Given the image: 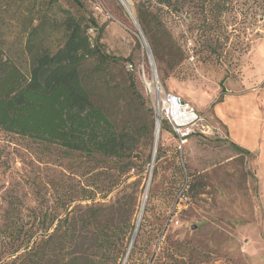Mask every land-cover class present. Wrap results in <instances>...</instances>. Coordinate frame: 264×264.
Instances as JSON below:
<instances>
[{
	"label": "rangeland",
	"instance_id": "rangeland-1",
	"mask_svg": "<svg viewBox=\"0 0 264 264\" xmlns=\"http://www.w3.org/2000/svg\"><path fill=\"white\" fill-rule=\"evenodd\" d=\"M47 1L0 0L11 57L37 17L52 19ZM124 1L57 2L93 19L101 49L117 59L89 69L123 153L68 151L0 129V264H264V0H231L208 36L216 54L202 46L203 16L190 0ZM127 62L154 69L207 135L182 152L165 128L156 137L151 99Z\"/></svg>",
	"mask_w": 264,
	"mask_h": 264
},
{
	"label": "trees",
	"instance_id": "trees-1",
	"mask_svg": "<svg viewBox=\"0 0 264 264\" xmlns=\"http://www.w3.org/2000/svg\"><path fill=\"white\" fill-rule=\"evenodd\" d=\"M57 2L48 0L44 3L55 9L52 19L47 23L43 19L46 16L35 19L37 24L25 30L26 35L18 43L20 49L14 52L15 57H11L14 55H11L10 47L5 48L0 41V129L45 145L56 143L68 151L120 157L124 136L116 135L113 122L96 104L89 69L92 62L101 69L103 64L117 59L101 49L97 40L100 29L93 19H86V15L76 17ZM190 2L191 10L200 9L203 16L199 37L209 45L202 46L216 54L208 36L220 32V19L234 10L231 0ZM157 3L170 5L168 0H157ZM137 19L145 33V13L139 11ZM94 26L97 36L92 40L89 30ZM55 27L60 30L61 41L52 47L48 40ZM152 43L154 48L150 43L151 50L156 57L158 43ZM128 64L135 67L132 62L125 65ZM126 71L135 75L134 69ZM144 133L149 132L145 130Z\"/></svg>",
	"mask_w": 264,
	"mask_h": 264
},
{
	"label": "built area",
	"instance_id": "built-area-1",
	"mask_svg": "<svg viewBox=\"0 0 264 264\" xmlns=\"http://www.w3.org/2000/svg\"><path fill=\"white\" fill-rule=\"evenodd\" d=\"M126 68L128 71L134 69L138 73L145 93L151 99L158 134L164 132L165 128V132L174 140L176 149L182 152L188 138L194 134L207 135L209 127L203 123L204 119L201 115L182 98L166 91L154 69L147 71L143 63L136 67L128 64Z\"/></svg>",
	"mask_w": 264,
	"mask_h": 264
},
{
	"label": "bare ground",
	"instance_id": "bare-ground-1",
	"mask_svg": "<svg viewBox=\"0 0 264 264\" xmlns=\"http://www.w3.org/2000/svg\"><path fill=\"white\" fill-rule=\"evenodd\" d=\"M120 1H121L122 4L124 5V7H127V5H126L127 2L125 3L124 0H120ZM157 134H158V129L156 128V132H155L156 137L158 136Z\"/></svg>",
	"mask_w": 264,
	"mask_h": 264
},
{
	"label": "crops",
	"instance_id": "crops-1",
	"mask_svg": "<svg viewBox=\"0 0 264 264\" xmlns=\"http://www.w3.org/2000/svg\"><path fill=\"white\" fill-rule=\"evenodd\" d=\"M263 45H264V43L263 44H261L260 46H259V51L262 53V47H263ZM230 97H232V96H230Z\"/></svg>",
	"mask_w": 264,
	"mask_h": 264
},
{
	"label": "water",
	"instance_id": "water-1",
	"mask_svg": "<svg viewBox=\"0 0 264 264\" xmlns=\"http://www.w3.org/2000/svg\"><path fill=\"white\" fill-rule=\"evenodd\" d=\"M141 38H142V36H141ZM142 40H143V38H142ZM146 54H147V56H149V49L147 46H146Z\"/></svg>",
	"mask_w": 264,
	"mask_h": 264
}]
</instances>
